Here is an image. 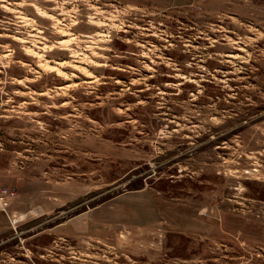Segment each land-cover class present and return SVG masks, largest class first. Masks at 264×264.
I'll return each instance as SVG.
<instances>
[{"label": "rangeland", "instance_id": "obj_1", "mask_svg": "<svg viewBox=\"0 0 264 264\" xmlns=\"http://www.w3.org/2000/svg\"><path fill=\"white\" fill-rule=\"evenodd\" d=\"M0 264H264V0H0Z\"/></svg>", "mask_w": 264, "mask_h": 264}]
</instances>
